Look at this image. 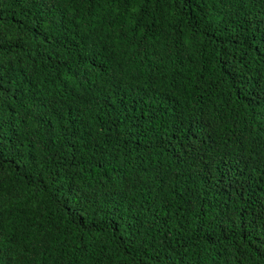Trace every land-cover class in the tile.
<instances>
[{
    "label": "trees",
    "instance_id": "obj_1",
    "mask_svg": "<svg viewBox=\"0 0 264 264\" xmlns=\"http://www.w3.org/2000/svg\"><path fill=\"white\" fill-rule=\"evenodd\" d=\"M0 264H264V0H0Z\"/></svg>",
    "mask_w": 264,
    "mask_h": 264
}]
</instances>
